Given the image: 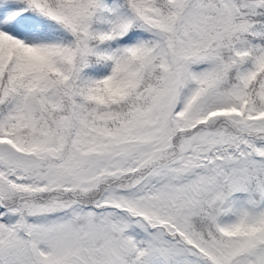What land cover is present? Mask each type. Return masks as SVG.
<instances>
[{"label":"snow or ice","instance_id":"obj_1","mask_svg":"<svg viewBox=\"0 0 264 264\" xmlns=\"http://www.w3.org/2000/svg\"><path fill=\"white\" fill-rule=\"evenodd\" d=\"M0 264H264V0H0Z\"/></svg>","mask_w":264,"mask_h":264}]
</instances>
